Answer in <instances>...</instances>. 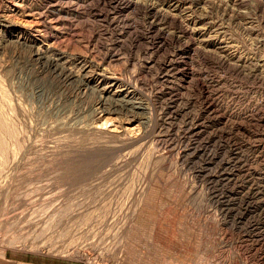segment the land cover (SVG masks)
Listing matches in <instances>:
<instances>
[{
	"label": "rangeland",
	"instance_id": "rangeland-1",
	"mask_svg": "<svg viewBox=\"0 0 264 264\" xmlns=\"http://www.w3.org/2000/svg\"><path fill=\"white\" fill-rule=\"evenodd\" d=\"M0 264H264V0H0Z\"/></svg>",
	"mask_w": 264,
	"mask_h": 264
},
{
	"label": "bare ground",
	"instance_id": "bare-ground-1",
	"mask_svg": "<svg viewBox=\"0 0 264 264\" xmlns=\"http://www.w3.org/2000/svg\"><path fill=\"white\" fill-rule=\"evenodd\" d=\"M162 9V8H161ZM159 10V9H158ZM161 11V10H160ZM155 13H157V12H155ZM158 14V13H157ZM155 15V14H154ZM157 17V16H156ZM54 58V57H53ZM40 60H43V64H45V67L46 68H48V69H50V70H52V71H54V72H57V71H60L61 70V68L63 69L64 67H62L61 66V68H60V65H59V61H58V59H56V57H55V59H48V58H43V57H41V59ZM62 64V63H61ZM140 108V107H139ZM104 110V109H103ZM105 111V110H104Z\"/></svg>",
	"mask_w": 264,
	"mask_h": 264
}]
</instances>
